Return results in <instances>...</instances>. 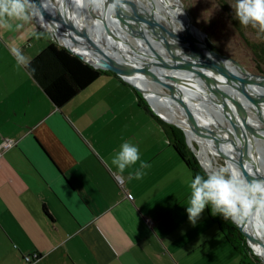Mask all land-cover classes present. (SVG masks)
<instances>
[{
    "label": "crops",
    "instance_id": "1",
    "mask_svg": "<svg viewBox=\"0 0 264 264\" xmlns=\"http://www.w3.org/2000/svg\"><path fill=\"white\" fill-rule=\"evenodd\" d=\"M10 23L0 27V146L13 143L0 156V264H239L205 209L189 221L191 174L168 124L110 73L55 108L25 69L55 38L36 15ZM125 141L150 165L142 179H129L139 162L123 174L111 164Z\"/></svg>",
    "mask_w": 264,
    "mask_h": 264
},
{
    "label": "water",
    "instance_id": "2",
    "mask_svg": "<svg viewBox=\"0 0 264 264\" xmlns=\"http://www.w3.org/2000/svg\"><path fill=\"white\" fill-rule=\"evenodd\" d=\"M98 1L97 3V0H86L85 5L82 1L78 2L77 7L81 13L77 21L79 22L78 27L73 22L75 20V17L72 16L74 5L72 6L71 0H60L59 9L54 7L52 11L44 10L40 0H35L36 9L38 10L36 17L41 28L50 32L60 47L95 69L115 74L124 84L132 87L145 100L153 114L168 125L174 126L183 132L186 137V143L190 146L184 130L159 114L153 108L150 98L158 99L163 97L167 99L174 97L177 101L183 102L181 105H183L185 116L195 136L204 140L213 135L215 137V139L213 138L214 140L224 142L234 155L239 157V161L242 167L246 169L248 177H251L253 181H264V168L259 163V159L253 155L254 150L250 152L245 143L238 139L242 135L245 136V133L252 134L256 138L264 137V125L262 124L264 118L257 112V103L264 104V96L251 86L254 81H259L264 86V68L246 70L236 62L223 57L216 49L207 44L199 43L195 37V33H198L199 30L194 21L193 13H191L192 11H189L187 22L182 23V35L180 32L177 33L171 29V26L166 27L160 23V21H163L160 12L156 13L158 18L156 20L153 11L137 5L132 0ZM156 1L162 11L167 10V8L172 9V5L167 0ZM178 1L184 2V0ZM97 5L104 7L103 11H99L96 7ZM62 7L63 10L61 11L60 8ZM165 14L167 13L165 12ZM131 21L137 23L142 29V32L136 33L132 30V38L146 43H149L148 36L156 40L159 46L157 51L149 43V49L153 56L152 61L142 56L135 47L127 54V52L115 46L120 40H126L123 34L120 36L119 33H116V24L127 27L130 31L132 28L129 22ZM88 23L94 25L95 28L93 27V29L97 33L98 38L101 37L100 43L92 39V35L88 32ZM70 46L77 49H73ZM208 50H214L218 58H224L235 63L236 69H230L219 62L215 63L212 61L207 56L206 51ZM130 55L136 59L139 58L141 65L135 67L127 64L128 61L133 60L129 57ZM165 78H169L173 82L181 81L183 78H189L190 82L193 80L198 82L199 87L202 86L206 90L205 97L201 99L205 107L207 106V108L212 110L215 109L228 122L229 128H213L210 132L208 129L204 130L201 128L196 122L192 110L187 106L195 104L199 99L190 97L189 92L185 90L179 92L173 84L164 86L166 89L163 92H151L144 88L147 81L165 83L163 82ZM225 83L233 88L248 106L249 109L246 108L250 112L251 118L254 119L256 127L260 132H263V136L248 126L242 114L239 115L240 113L238 114L235 110L226 107L224 100L229 95L224 92V89H221ZM234 103L240 111L241 104L238 102ZM222 133L227 134L228 138H223L221 136ZM215 135H218V137ZM256 215L258 217V214ZM231 222L235 224L234 221L231 220ZM236 226L244 237L247 247L252 251L253 255L257 256L251 246L255 241L252 240L251 236L243 232L239 225ZM257 257L260 259L259 256Z\"/></svg>",
    "mask_w": 264,
    "mask_h": 264
},
{
    "label": "bare ground",
    "instance_id": "3",
    "mask_svg": "<svg viewBox=\"0 0 264 264\" xmlns=\"http://www.w3.org/2000/svg\"><path fill=\"white\" fill-rule=\"evenodd\" d=\"M79 1H82L84 3V5L86 4V0H79ZM132 1L134 3H136L137 5L144 6L147 9L153 11L155 13L154 17L156 18V20H158L156 13L160 12V14L163 17L162 18L163 21L162 22L160 21V23L164 24L166 27L171 26V29H173L177 33L180 32L183 35V33H182L183 29L180 27L179 23L182 25V23L187 22L186 21L187 19L184 18L183 15L180 13L178 0H174L175 6L172 3H170L172 5V9L170 8V10L176 19L175 20L176 24L174 26L171 25L165 19V17L163 16L164 13H163L162 9L158 6V2L156 0H132ZM98 2L99 1L97 0V3ZM40 3L43 6V9L46 11H47V9L52 11L54 7L59 9L58 7L61 4L60 0H52V1L51 0H40ZM71 3H72V6L74 5V9L72 11V13H73L72 16L75 17L74 18L75 20H73V22H74V25H76L78 27L79 22H77V21L79 19L78 17L81 15V13L77 7L78 2H77V0H71ZM99 5L96 6L97 9L99 11H103L104 7L99 6ZM60 10L62 11L63 7L60 8ZM78 11H79V13H78ZM83 16L86 17L85 14H83ZM129 24H130V27L132 28L130 31L127 27H124L122 25L120 26V25L116 24V27H115L116 33L117 34L119 33L120 36L123 34L126 37L125 38L126 40L125 41L120 40L119 42H117L115 44V46L117 48L127 52V54H129L128 52H131L130 50H133V47H135L140 52V54L142 56H144L147 60L152 61L153 60V56L151 55L152 53H149L148 51L147 52L141 51V45L145 44L146 46L149 47V43H150L152 45L153 49L155 51H157L159 46H158L156 40L153 37L148 36V34H146V35L148 36L147 39H148L149 43H146L144 41H140V40H136V39L132 38L131 36H129L133 32L132 30H134V33H136L139 31L142 32V29L138 26L137 23H133L132 21L129 22ZM126 26H127V24H126ZM93 27H94V25L89 24L88 32H90V34L92 35V39L94 41L100 43L101 37L98 38V35L95 32V30L93 29ZM89 29H90V31H89ZM143 30H144V28H143ZM96 35H97V37H96ZM195 37L197 38L199 43H201L203 45L205 44L203 41V37L199 32L195 33ZM70 47L73 49H77L76 47L74 48L73 46H70ZM160 49L162 50L161 47H160ZM179 56H180V54H179ZM207 56L212 61H214L215 63L219 62V63L223 64L224 66L230 68V69H234V70L236 69L235 68L236 64L231 62L230 60H226L224 58H218L217 56H212L208 53H207ZM129 57L133 60L128 61L127 64H130V65L135 66V67L141 65L139 62L140 61L139 58L136 59L134 56H131V55ZM189 80H190L189 78H183L181 81L173 82L169 78H165L163 81L165 83H158V81L151 82V80H150V81H147L144 88L148 91H151V92H162L161 87L166 89V87H164V86H166L168 84H173V86H176V89L179 92H183L185 90V91L189 92L190 97L195 98V99H199V100H197V102H195V104H191V105H187V106L192 110L193 116L201 128H203L204 130L208 129L209 132L212 131L213 128H229L228 122L222 116H220V114L215 109L212 110V109L207 108V106L205 107V104L203 103V101H201L202 97H205V93H206L205 88H203L202 86L199 87V85H198L199 83L196 82L195 80H193L191 82ZM161 84H164V85H161ZM251 86L253 88H255L254 90H258V92L264 96V86L261 85V82L254 81L253 83H251ZM221 89H224V92L228 93V95H229V96H226V99L224 100L226 107L231 108V110H235V112H238V114L240 113L239 115L242 114V116L245 117V120H246L248 126L252 127L255 131L259 132V134H261L263 136V134H262L263 132H260L259 129L256 127L254 119H252L250 114H249L250 112L248 111V109H249L248 106L244 103V101H242V98L239 96V94L236 93V91L233 88H231L229 85H227V83L222 85ZM152 98L153 97L150 98V101L152 103L153 108L159 114H161L165 119L169 120L170 122L177 124L180 128H182L184 130V132L187 136V140L190 143V146H193V144L196 143V145L198 146V149H196V151L198 152V157H199L200 162H201L203 167L205 165L210 164L213 169H218V167L215 166V164H214V160H215L214 156H215V153L217 154V152H221V154L226 157L227 161L235 167V170L243 178L246 177V179H248L249 182H253L251 177H248V175L246 173L247 172L246 169H244L242 167V165L239 161L240 160L239 157L237 155H234V153L228 148L229 146H227L224 142L219 141V140H214L215 137L213 135H211L212 138L207 137V139H204V140L195 136V134L192 132V130L189 126V122L185 116L183 105H181L183 102L177 101L176 98H174V97L173 98H167V99L163 98V97L158 98V99H152ZM234 102H238L239 104H241L242 107H241L240 111L238 110V108L236 107ZM257 104H258L257 105V112L261 116H263V118H264V104H261L260 102ZM262 124L264 125V122H262ZM215 136L218 137V135H215ZM221 136L223 138H225V137L228 138L227 134H224V133H222ZM238 139H239V141L245 143V145L248 147L250 152L251 151L253 152V150H254L253 155L259 159V163L264 168V137L256 138L252 134L245 133V136L242 135ZM260 142H262V143H260ZM215 149H217L216 152H215ZM240 226L242 227L243 231L247 235L251 236L252 240L255 241V242H253V244L251 246H252L254 252L256 253V255L260 257V259L262 260V262L264 264V215L258 214V217H257L255 210L253 209L252 214L247 215L241 219Z\"/></svg>",
    "mask_w": 264,
    "mask_h": 264
},
{
    "label": "clouds",
    "instance_id": "4",
    "mask_svg": "<svg viewBox=\"0 0 264 264\" xmlns=\"http://www.w3.org/2000/svg\"><path fill=\"white\" fill-rule=\"evenodd\" d=\"M37 12L31 0H0V27L12 30L10 20L26 23ZM235 18L241 25H251L264 33V0H236ZM21 27L22 23L15 24L16 29ZM10 51L18 66L25 65V57L18 48L13 47ZM138 162L139 167L129 173V179H142L144 169L150 165L141 161L139 147L128 141L121 144L119 152L111 160L120 174ZM204 171L205 175L196 174L188 182L186 211L190 222L195 224L206 206H210L213 216L220 215L225 220L231 219L237 223L252 214L253 208L256 214L264 215V181L249 182L230 163L218 169H213L208 164L204 166Z\"/></svg>",
    "mask_w": 264,
    "mask_h": 264
},
{
    "label": "trees",
    "instance_id": "5",
    "mask_svg": "<svg viewBox=\"0 0 264 264\" xmlns=\"http://www.w3.org/2000/svg\"><path fill=\"white\" fill-rule=\"evenodd\" d=\"M261 51L262 52H259L258 55L264 59V52L263 50ZM253 53L255 54V52ZM254 57L257 60V64L261 63V58L257 59L255 55ZM259 66L260 65H258V67ZM25 69L40 87L45 97L57 109L62 108L100 76L110 73L95 69L84 63L78 57L60 47L57 43L50 44L42 50L25 66ZM112 75L119 79L115 74ZM137 97L142 101L141 103L146 106L139 94H137ZM149 112L151 111L149 110ZM167 126L172 140L171 147L177 157L182 161L181 163L190 172L191 179H193L196 174L205 175L203 170L187 151L182 131L174 126ZM205 212L207 218L216 224L219 233L223 236L226 243L237 253L239 264H261L260 261L250 253L251 250L247 247L244 237L230 219L225 220L220 215L213 216L210 206H206ZM234 223L240 226V222Z\"/></svg>",
    "mask_w": 264,
    "mask_h": 264
},
{
    "label": "rangeland",
    "instance_id": "6",
    "mask_svg": "<svg viewBox=\"0 0 264 264\" xmlns=\"http://www.w3.org/2000/svg\"><path fill=\"white\" fill-rule=\"evenodd\" d=\"M167 2L172 3L175 6L174 0H167ZM235 4L236 0L178 1L180 13L184 18L187 19L189 11H192L191 13H193L194 21L198 27L199 33H202L200 34L202 35L205 44L216 49L223 57L236 62L239 66L246 70L254 69L258 67V65H260L258 68H264V59L258 55L259 52H262L261 50L264 52V33L259 32L258 28H253L251 25H241L238 19L235 18ZM165 12L167 14H165ZM163 13L165 19L174 26L176 24V19L170 8H167V10L163 11ZM179 25L182 28L180 23ZM149 50V47L145 44L141 45V51H148L151 53ZM253 52H255V54ZM207 53L212 56H217L214 50H208ZM254 55L257 59L261 58V63L257 64V60L255 59ZM129 88L130 92H134L136 98L139 100L137 97L138 93L132 87L129 86ZM164 90L165 89L161 87V91L163 92ZM132 92L130 93V96ZM139 102L141 103L142 101L139 100ZM143 102H145L144 99ZM141 104L144 106L143 103ZM144 107L148 111L150 110V108L148 109L149 106L147 104ZM183 139L187 151L205 173L204 167L202 166L198 157V152L196 151L198 146L194 142L193 146H189L186 143V137L184 134ZM216 150L217 149H215V152ZM214 157V164L218 168L229 163L226 157L221 154V152H217V154L215 153ZM177 159L181 161L178 157ZM183 167L186 169L184 165ZM250 253L253 255L252 251H250ZM255 257L260 261L261 264H263L257 256Z\"/></svg>",
    "mask_w": 264,
    "mask_h": 264
},
{
    "label": "built area",
    "instance_id": "7",
    "mask_svg": "<svg viewBox=\"0 0 264 264\" xmlns=\"http://www.w3.org/2000/svg\"><path fill=\"white\" fill-rule=\"evenodd\" d=\"M36 18H37V17H36ZM12 145H13V143L10 142V141L3 142V144L0 146V156H1V152H2V150H5V149L11 147ZM118 182H119V184H121V183H120V180H119ZM35 258H37V256L34 254V255H32V256H29V257L25 258V261H26V262H31V261L34 260Z\"/></svg>",
    "mask_w": 264,
    "mask_h": 264
}]
</instances>
